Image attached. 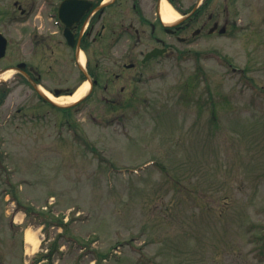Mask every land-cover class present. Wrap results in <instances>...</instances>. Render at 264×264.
<instances>
[{"label": "rangeland", "instance_id": "1", "mask_svg": "<svg viewBox=\"0 0 264 264\" xmlns=\"http://www.w3.org/2000/svg\"><path fill=\"white\" fill-rule=\"evenodd\" d=\"M240 4V30L153 62L123 109L12 87L0 264H264V0Z\"/></svg>", "mask_w": 264, "mask_h": 264}, {"label": "flooded vegetation", "instance_id": "2", "mask_svg": "<svg viewBox=\"0 0 264 264\" xmlns=\"http://www.w3.org/2000/svg\"><path fill=\"white\" fill-rule=\"evenodd\" d=\"M161 1L0 0V109L13 86L48 103L40 90L68 97L83 83L70 109H123L153 62L242 28L240 0H164L177 15L169 21Z\"/></svg>", "mask_w": 264, "mask_h": 264}, {"label": "bare ground", "instance_id": "3", "mask_svg": "<svg viewBox=\"0 0 264 264\" xmlns=\"http://www.w3.org/2000/svg\"><path fill=\"white\" fill-rule=\"evenodd\" d=\"M160 5V12L161 13V17L164 21H169L174 19L175 17H177V15L172 11L171 7L168 5L167 2H165L164 0H162ZM87 89V83H83L71 96H64V97H54L51 94H49L47 91H45V94L52 99L55 102H59V103H70V102H74L77 99H79V97L86 91ZM43 91V90H42ZM35 232H33V230L31 229H27L25 231L24 234V242H25V251L26 254H31L33 253V251L37 248L39 241L36 237V235H34Z\"/></svg>", "mask_w": 264, "mask_h": 264}, {"label": "trees", "instance_id": "4", "mask_svg": "<svg viewBox=\"0 0 264 264\" xmlns=\"http://www.w3.org/2000/svg\"><path fill=\"white\" fill-rule=\"evenodd\" d=\"M49 254H51V252H49V253H47V254H45V255H43V258H45V259H48L49 257H50V255ZM37 260V259H36Z\"/></svg>", "mask_w": 264, "mask_h": 264}]
</instances>
